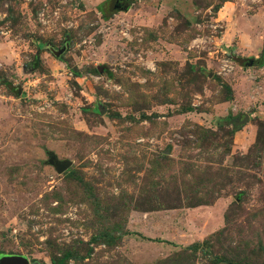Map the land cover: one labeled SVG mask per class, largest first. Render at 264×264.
<instances>
[{"label":"rangeland","instance_id":"374dc122","mask_svg":"<svg viewBox=\"0 0 264 264\" xmlns=\"http://www.w3.org/2000/svg\"><path fill=\"white\" fill-rule=\"evenodd\" d=\"M66 252L264 264V0H0V256Z\"/></svg>","mask_w":264,"mask_h":264},{"label":"water","instance_id":"95a60500","mask_svg":"<svg viewBox=\"0 0 264 264\" xmlns=\"http://www.w3.org/2000/svg\"><path fill=\"white\" fill-rule=\"evenodd\" d=\"M121 6L125 4L127 0H117ZM66 49V46H62L61 48L57 50H52L54 56L59 57ZM252 59H248L247 63H245L247 66L253 64ZM18 93H20V90H17ZM248 119L247 115H244V117L238 121V123H243ZM50 163L55 167L56 171L58 173L64 172L69 166V161H60L55 156L51 157ZM0 264H30L28 258L24 255L20 254H14V255H3L0 256Z\"/></svg>","mask_w":264,"mask_h":264},{"label":"trees","instance_id":"16d2710c","mask_svg":"<svg viewBox=\"0 0 264 264\" xmlns=\"http://www.w3.org/2000/svg\"><path fill=\"white\" fill-rule=\"evenodd\" d=\"M195 247V246H194ZM72 254L70 252H66L64 255H62L60 258H58L57 260H53L52 263L53 264H64L65 261L68 259V258H71ZM34 262L36 260H33Z\"/></svg>","mask_w":264,"mask_h":264},{"label":"flooded vegetation","instance_id":"af4514ba","mask_svg":"<svg viewBox=\"0 0 264 264\" xmlns=\"http://www.w3.org/2000/svg\"><path fill=\"white\" fill-rule=\"evenodd\" d=\"M126 2H127V1H126ZM126 2H125V3H126ZM61 47H62V46H61ZM58 49H59V48H58ZM53 50H54V49H53Z\"/></svg>","mask_w":264,"mask_h":264}]
</instances>
